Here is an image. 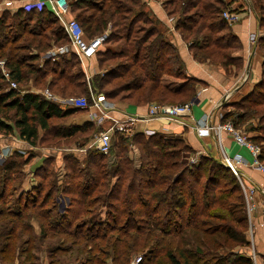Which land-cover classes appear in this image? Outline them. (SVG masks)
<instances>
[{"label": "trees", "instance_id": "obj_1", "mask_svg": "<svg viewBox=\"0 0 264 264\" xmlns=\"http://www.w3.org/2000/svg\"><path fill=\"white\" fill-rule=\"evenodd\" d=\"M29 1L13 0L9 5L16 10L7 8L0 13V57L6 58L10 78L18 84L28 72L38 70L28 61L34 62L40 51L59 41L68 42L53 12L45 5L27 7ZM144 1L68 0V15L75 14L69 17L79 20L86 37L104 32L111 23L105 43L92 57L101 71L89 78V84L114 102L191 100L205 82L185 72V62L167 35V26ZM161 2L195 60L221 64L226 71L242 67V58L233 56L241 47L240 40L222 15L229 2ZM256 14L264 31V0H257ZM109 43L118 49L104 46ZM256 43L264 57V35ZM22 50L29 54L20 55ZM70 54L79 63L78 56ZM51 71L56 74L51 85L60 80L62 89L83 84L80 92L87 93L84 70L79 69L76 78L63 69ZM164 75L183 82L170 84ZM3 79L0 72V83ZM230 106L222 121H231L258 144L264 162V61L261 80ZM78 111L84 112L63 108L41 91L21 93L9 87L0 92V134H15L30 149L39 141L73 136H84L76 142L82 146L98 130L92 122L67 126L52 122ZM30 149H14L0 164V264H36L31 259L36 255L33 250L40 249V240L57 234L72 244L50 248L48 264H68L55 255L67 253L72 246L77 254L86 253L80 264H132L139 254L137 264H253L247 248L244 194L237 176L221 158L196 156L182 137L159 132L149 136L138 132L131 138L119 135L108 154L88 149L83 167L68 152L63 155L67 170L62 188L50 180L59 171L50 170L48 164L55 155L48 150L32 169L36 185L21 190L24 166L37 156ZM192 156L197 157L195 162L190 161ZM58 193L69 198L63 211L57 208ZM100 206L106 207L105 216L96 218ZM32 219L39 223L38 231Z\"/></svg>", "mask_w": 264, "mask_h": 264}, {"label": "crops", "instance_id": "obj_2", "mask_svg": "<svg viewBox=\"0 0 264 264\" xmlns=\"http://www.w3.org/2000/svg\"><path fill=\"white\" fill-rule=\"evenodd\" d=\"M144 2L147 9L167 26V35L178 47L179 54L185 62V72L189 76L201 79L205 84L197 88L195 102L191 107V116L183 117L181 121L160 118L143 119L138 122L137 127L139 129H153L155 132L165 134L166 136H180L188 146L193 148L196 156L212 155L216 158H221L222 150L231 157L239 155L243 158L242 163L238 165L242 181L246 184H260L263 175L251 164L252 155L249 150L239 145L231 134L225 130H222L219 136L216 131V126L223 122L221 118L226 107H231V103L249 93L253 86L262 78L264 57L256 42L258 37L264 35V31L258 24L256 0H226V2L230 3L229 6L235 8L239 13V18L231 24V29L233 34L240 40L241 47L233 53V56H240L243 62L241 68H230V71H226L221 64L195 60L187 44L174 30L172 22L169 21V16L163 9L161 0H145ZM72 15L75 16V14H67L68 17ZM163 79L175 85L183 82L180 78L167 75H164ZM116 103L121 105L120 107L127 113H138L141 115L145 113L146 105L149 102L142 104ZM203 118L207 119L210 129L207 133L201 134L195 125L199 124ZM85 120L86 113L83 112L81 119L75 122L81 124ZM5 147H8V149L6 150ZM27 147L29 145L18 137L16 139L13 135L4 136L0 134V164L14 149H25ZM43 155L39 153L31 161V169H29V173L27 172L28 169L26 170L27 174L21 184V190H26L33 184L34 179L31 178L32 169L41 163ZM27 178H29V184H25V186L24 183L27 182ZM257 202V208L252 212L251 216L253 244L257 252V264H264V207L258 198Z\"/></svg>", "mask_w": 264, "mask_h": 264}, {"label": "built area", "instance_id": "obj_3", "mask_svg": "<svg viewBox=\"0 0 264 264\" xmlns=\"http://www.w3.org/2000/svg\"><path fill=\"white\" fill-rule=\"evenodd\" d=\"M47 6L53 14L57 17L68 38L67 45H63L53 49L49 52L51 55H60L67 52H74L80 61L83 63L91 59L97 51L103 46L108 36L107 32L95 35L93 37H86L85 31L78 20L74 17H68V0H30L27 4L29 6ZM227 7L223 11L224 19L232 24L239 18L237 11H231ZM169 21H174V18L169 17ZM4 65V61H1ZM89 70V71H88ZM84 72L90 89V99L86 97H68L62 98L54 95L48 89L43 93L45 96L54 102L58 103L63 108H80L86 113V120L92 122L98 130L93 134L90 140L76 148H64L65 151L70 152H85L88 149H93L103 154H108L110 148L117 136L131 138L134 134L141 132L146 136L155 133V130L137 127L138 122L143 119H167L171 121H181L183 117L191 116V107L195 102V98L182 103H161L149 102L146 105L144 114H130L125 111L114 101L105 97L103 93L93 92L89 84V74L91 75L90 66L84 65ZM4 78L11 83V87H16V82L10 78L9 70H2ZM120 112V113H119ZM195 127L201 134L207 133L210 129L207 119L203 118ZM225 130L234 138V140L241 146L246 147L252 155L251 164L262 173V182L260 184H246L242 181L239 175L238 165L242 163L243 158L239 155L233 157L226 154L223 150L221 152L222 161L234 172L238 177L240 186L243 190L246 216L249 223L247 230V239L249 240V256L253 264H257V252L253 244V229H252V212L257 208V198L264 207V162L261 161L259 155L261 148L258 144L251 141L247 135L236 127L231 121L221 122L216 126L218 136L220 132ZM7 146V145H4ZM7 150L8 147H5ZM7 153L6 151H4ZM196 156L190 158L191 162H195ZM258 196V197H257ZM142 255L135 256L132 264H137L141 260Z\"/></svg>", "mask_w": 264, "mask_h": 264}, {"label": "rangeland", "instance_id": "obj_4", "mask_svg": "<svg viewBox=\"0 0 264 264\" xmlns=\"http://www.w3.org/2000/svg\"><path fill=\"white\" fill-rule=\"evenodd\" d=\"M226 1V0H225ZM11 2L13 3V0H1L0 1V13L5 10V9H9L10 12H14L16 9L11 7L9 5V3L11 4ZM257 2V0H256ZM10 6V8H9ZM77 20V19H76ZM79 21V20H78ZM7 29V28H6ZM110 30H111V23H108L107 28L104 30V32H107V34H110ZM102 32V33H104ZM101 34V33H100ZM63 45H67V42H63L59 41V43L57 44H53L49 49H47L46 51H40L39 53V57L38 59H36L34 62L28 61L30 62V64H32V66H35L38 70H35L33 72H28L27 73V77L26 79L21 82V83H17L16 82V87L20 90L21 93L24 92H44L45 90H49V88H51L49 91L58 96V97H62V98H68V97H86L87 100L90 99V89H89V85H85L87 88V93L80 92V88L82 89L84 86L83 84L81 86H74L73 84L68 85V87L66 89H62V80L57 81L54 85H51L50 82H52L55 77L56 74L55 72H52V70H66L67 73L69 74H73V77L76 78V73L79 71V69L84 70V65L85 66H90L91 68V75L89 74L90 79L93 78L92 75H94L95 73L101 71V69H99L98 63L96 61V57L95 58H91L88 59L83 63L78 59V62H76V60L74 59V57L70 54V52L64 53L63 56L60 55H51L49 54V52L53 49H56L57 47L63 46ZM105 47L107 46H111L114 49H118V46L116 44L113 43H109L107 45H104ZM30 52H37V50L32 49V51ZM19 54H23L24 56H27V54H29L28 50H22L19 51ZM22 55V56H23ZM66 59V60H65ZM1 61H4V65L1 64ZM6 58L5 57H0V72L2 73V70L4 69L5 71H8V68L5 64ZM30 67V66H29ZM89 71V70H88ZM85 74V73H84ZM92 76V77H91ZM81 77H79L80 79ZM84 78L85 75H84ZM79 79H75V80H79ZM164 80V79H163ZM92 85V83H91ZM11 87V83L8 82L6 79H3V81L0 83V92H6L8 90V88ZM92 91H95V88L93 87V85L91 86ZM121 106V105H119ZM83 116V111H78L76 113H74L73 115H70L67 118L64 119H54L52 120L53 125L55 124H61L63 123L64 125H71L76 123L75 121H77L78 119L80 120L81 117ZM40 133H42V131H40ZM44 133V132H43ZM13 136L17 137L15 134H12ZM84 138V136H73V137H68L65 139H50L44 142L39 141L37 143V145L35 147H32L33 149H30V146L25 148L24 150H28L30 149V152H35L37 153V155L40 154H48V150L54 151V155H55V159L52 163H49V167L50 170L53 169V167H55V170L59 171V175L57 172V176L55 177V173H52L53 175H50V180L55 181V184H57V186H60L61 188L64 187L65 185V181H63L65 179V172H66V166L67 163H65V160L63 158V155H65L66 153L70 152V151H65L64 148H76V147H80L78 144L76 143L78 141H82V139ZM72 156L78 159V165L79 167H83L84 166V162L85 159L87 158V155L89 153V150L85 151V152H71ZM28 154V152H27ZM28 169V173H29V169H31L30 164H27L26 166H24V171L22 172V175H25L24 177L26 178V170ZM54 171V170H53ZM31 178H33V175H31ZM238 179V177H237ZM35 182V183H34ZM239 182V179H238ZM15 183V182H14ZM28 185L29 184V178H27V182L24 183V185ZM240 184V182H239ZM25 185V186H26ZM36 185V181H33V184L30 185L28 187V189H30L31 187ZM55 193H53L54 195ZM58 196V202H57V208L60 210H64L65 208H67L66 206L69 205V198H66L64 196V194H57ZM52 206V202L50 200L49 203ZM105 210L106 207L105 206H100L97 209V212L95 215L96 218H103L105 216ZM247 217V216H246ZM57 218V214H55V219ZM59 220V219H58ZM32 222L36 228V230L38 231L39 227V223L35 220L32 219ZM248 223V220H247ZM248 228H249V223H248ZM248 230V229H247ZM246 236H247V231H246ZM27 237V233H25V235H23V238L25 239ZM65 235H61V234H57L54 236H49L45 239H41L39 244H40V249H35V251L33 250V252L36 254L31 261H34L36 264L38 263H42V264H48V262L51 260L50 259V248H53L55 246H59V245H71L72 243L70 241L65 242L64 240ZM250 245V243L248 244ZM247 245V248L249 249ZM77 249V248H76ZM76 249L74 246H72V250L68 251L67 253L64 254H60V253H56V257L59 258L60 257V262H67L68 264H80L82 263V261H80L81 258H84L86 253H80L77 254L76 253ZM23 259V258H21ZM78 259V260H76ZM6 264V263H4ZM15 264V263H14Z\"/></svg>", "mask_w": 264, "mask_h": 264}]
</instances>
